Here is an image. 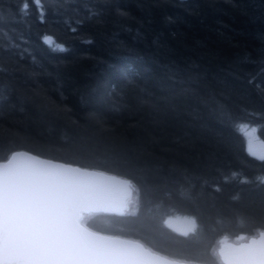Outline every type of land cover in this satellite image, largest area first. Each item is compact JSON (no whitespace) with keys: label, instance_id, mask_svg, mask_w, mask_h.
<instances>
[{"label":"trees","instance_id":"trees-1","mask_svg":"<svg viewBox=\"0 0 264 264\" xmlns=\"http://www.w3.org/2000/svg\"><path fill=\"white\" fill-rule=\"evenodd\" d=\"M242 124L264 141V0H0V161L129 179L125 210L83 214L91 229L223 264L220 243L264 233V154Z\"/></svg>","mask_w":264,"mask_h":264},{"label":"snow or ice","instance_id":"snow-or-ice-1","mask_svg":"<svg viewBox=\"0 0 264 264\" xmlns=\"http://www.w3.org/2000/svg\"><path fill=\"white\" fill-rule=\"evenodd\" d=\"M27 8L24 3L21 11ZM27 160L0 172V264H143L134 250L81 227L87 200L62 178L78 169ZM257 179L264 185V177ZM261 237L239 250L238 264H264V233Z\"/></svg>","mask_w":264,"mask_h":264},{"label":"water","instance_id":"water-1","mask_svg":"<svg viewBox=\"0 0 264 264\" xmlns=\"http://www.w3.org/2000/svg\"><path fill=\"white\" fill-rule=\"evenodd\" d=\"M254 145L259 151L264 153V141L262 139H256ZM27 157H34L35 159L48 161L62 167L79 170L75 173L65 174L62 178L71 183L86 198L87 207L83 211L82 216L90 212L122 213L125 210L127 200L132 194V187L130 180L120 175L45 158L24 150L15 151L7 160L0 161V172L7 170L6 166L8 168H18L27 165L29 163ZM81 227L90 233L105 237L109 240L118 241L122 246L134 250L141 257L143 264H198L163 255L145 246L141 241L136 239L100 233L84 223H81ZM261 239V234H259L242 242H224L219 257L223 264H238L236 255L239 250L252 245L253 241L258 244Z\"/></svg>","mask_w":264,"mask_h":264},{"label":"rangeland","instance_id":"rangeland-1","mask_svg":"<svg viewBox=\"0 0 264 264\" xmlns=\"http://www.w3.org/2000/svg\"><path fill=\"white\" fill-rule=\"evenodd\" d=\"M240 129L245 136L248 151L254 155L261 156L263 153H261L254 145V141L258 137L257 127L254 125L242 124L240 126ZM165 223L171 229L183 234L191 232L196 226V221L193 217L180 214L168 216L165 220ZM229 242L230 241H228V243ZM223 243L224 242L220 243V245L216 249L218 255L219 253L221 254L220 250L222 249L221 247Z\"/></svg>","mask_w":264,"mask_h":264}]
</instances>
